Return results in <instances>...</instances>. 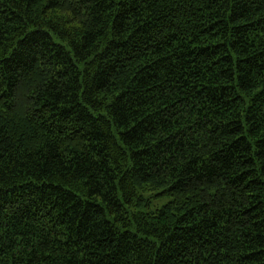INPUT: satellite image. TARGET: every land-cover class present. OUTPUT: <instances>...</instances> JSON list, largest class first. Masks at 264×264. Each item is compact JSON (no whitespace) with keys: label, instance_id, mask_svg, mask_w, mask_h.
Returning <instances> with one entry per match:
<instances>
[{"label":"trees","instance_id":"trees-1","mask_svg":"<svg viewBox=\"0 0 264 264\" xmlns=\"http://www.w3.org/2000/svg\"><path fill=\"white\" fill-rule=\"evenodd\" d=\"M0 264H264V0H0Z\"/></svg>","mask_w":264,"mask_h":264},{"label":"rangeland","instance_id":"rangeland-1","mask_svg":"<svg viewBox=\"0 0 264 264\" xmlns=\"http://www.w3.org/2000/svg\"><path fill=\"white\" fill-rule=\"evenodd\" d=\"M168 199L166 198H161V199H154L153 200V206L156 208L162 207L164 204H166Z\"/></svg>","mask_w":264,"mask_h":264}]
</instances>
